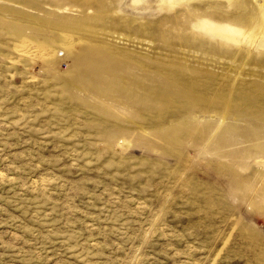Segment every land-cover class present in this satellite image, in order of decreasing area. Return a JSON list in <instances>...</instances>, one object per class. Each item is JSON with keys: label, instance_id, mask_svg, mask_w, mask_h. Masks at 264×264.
<instances>
[{"label": "rangeland", "instance_id": "obj_1", "mask_svg": "<svg viewBox=\"0 0 264 264\" xmlns=\"http://www.w3.org/2000/svg\"><path fill=\"white\" fill-rule=\"evenodd\" d=\"M0 264H264V0H0Z\"/></svg>", "mask_w": 264, "mask_h": 264}, {"label": "bare ground", "instance_id": "obj_2", "mask_svg": "<svg viewBox=\"0 0 264 264\" xmlns=\"http://www.w3.org/2000/svg\"><path fill=\"white\" fill-rule=\"evenodd\" d=\"M47 53H49V52H47Z\"/></svg>", "mask_w": 264, "mask_h": 264}]
</instances>
